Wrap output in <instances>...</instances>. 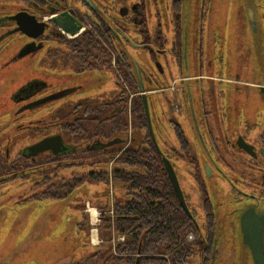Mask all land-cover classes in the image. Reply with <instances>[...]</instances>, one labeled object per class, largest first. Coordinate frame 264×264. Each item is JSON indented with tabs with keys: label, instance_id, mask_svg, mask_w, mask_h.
Returning <instances> with one entry per match:
<instances>
[{
	"label": "flooded vegetation",
	"instance_id": "obj_1",
	"mask_svg": "<svg viewBox=\"0 0 264 264\" xmlns=\"http://www.w3.org/2000/svg\"><path fill=\"white\" fill-rule=\"evenodd\" d=\"M220 1L224 0H0V40L11 35L10 32L20 35L25 40L22 58L39 53L41 60L56 61L63 67L70 65L76 74L109 73L114 84V89L92 96L79 93L73 104L59 98L52 115L47 108L38 111L31 105L47 96V93L41 94L45 85L39 81L29 83L31 90L23 96L19 92L13 95L16 109L7 117L2 133L0 130L3 143L0 188L18 179L19 184L31 180L30 191L34 192L28 198H63L75 187L90 183L84 181L66 190L70 185L61 180L65 176L64 168L56 172L55 179L47 180L54 174L53 166L74 164L76 176L81 177L84 161L79 157L69 159L70 153L97 151L99 161L103 162L113 150H118L106 169L111 181L108 197H113L111 170L115 159L132 148L144 155V148L149 146L147 135L161 164L162 156L170 162L185 204L198 227L197 230L188 218L196 234L186 242L203 236L206 223L202 216L200 227V216L195 206L189 205L191 199H200L202 210L204 198L210 200L208 193L212 192L220 198V247L221 243L236 242L243 247L240 254L249 256L251 261L242 243L240 220L241 213L250 209L252 214L247 218H254L255 226L262 228L264 245V82H255L264 80V73L254 70L258 67L256 59L262 63L264 57V12L257 15V10L264 11V4L256 0L253 3L245 0L229 3L228 0L220 6ZM1 2L9 3L10 9L2 10ZM247 10L254 12V31ZM18 14L19 18H14ZM229 21L234 22V30L222 29L223 23ZM37 23L43 24L40 34ZM18 25L29 36L17 31ZM72 30H75L73 35ZM231 33L235 55L248 58L254 83L222 75V43ZM82 34L90 36L89 45L81 41ZM70 40H74L72 47L67 44ZM38 45H41L39 49ZM60 48L64 51L60 52ZM134 66L140 74L159 152L149 135ZM129 85H135L137 92L131 93ZM28 105L30 109L21 111ZM134 105L138 107L137 112ZM70 121L75 126L83 124V128L88 122L90 142H74L81 135L74 137L65 129ZM169 129L175 139V147L170 146L172 150L164 142L158 143L155 137V134L163 137ZM56 136L61 138L62 150L56 153L50 149L31 150L41 140ZM187 136L197 154L189 152L191 143ZM21 138L26 143L20 146ZM184 154L190 155L186 161L181 159ZM94 169L103 171V166L96 164ZM49 170L52 174L43 175ZM182 175L195 181L193 196L182 191L179 180ZM49 186L54 188L48 190ZM171 190L174 194L172 187ZM86 204L91 205L87 200L80 205L81 216ZM214 246L210 253L212 262L221 255V251L216 252V242ZM64 258L56 264H64ZM92 258H97L96 253L84 261ZM81 263L82 260H71L69 264Z\"/></svg>",
	"mask_w": 264,
	"mask_h": 264
},
{
	"label": "rangeland",
	"instance_id": "obj_2",
	"mask_svg": "<svg viewBox=\"0 0 264 264\" xmlns=\"http://www.w3.org/2000/svg\"><path fill=\"white\" fill-rule=\"evenodd\" d=\"M227 1H220V6ZM256 2L264 4V0H256ZM8 4L7 2H1L2 10H9L10 5ZM262 12H264L262 9L257 10V15L264 14ZM230 13L234 12L230 11ZM258 26L260 28L259 24ZM225 27L226 30L228 27L234 30V22H224L222 29ZM10 34L0 40L1 133L6 120L9 119L7 117L16 109L12 103L13 95L17 92L20 96H23L25 92L28 93L31 90L29 83L33 81H39L45 85L41 94L47 93L46 97L33 104L35 109L41 111L47 108L51 115L61 98L50 101L48 99L56 93L78 88L79 90L76 93L63 97L66 98L63 100L64 102L73 104L79 93L92 96L99 91L114 89L112 76L109 73H105V75H96L93 72L82 75L76 74L74 67L70 65L63 67L56 61L49 63L46 60H41L39 53L30 58H22L20 54L24 51L25 45L22 46V44L25 40L18 34H12L11 32ZM222 45L224 47H222L223 60L220 64L221 70L224 71L222 75L226 78H238L239 80L253 82V74L251 66L248 65V58L235 55L236 45L232 33L227 35V39L224 38ZM63 51L60 48V52ZM55 59L60 60L59 58ZM256 60H258V67L254 70L264 73V57L263 61L261 60L262 63H259V59ZM235 61L238 62L235 63ZM234 74L236 75L234 76ZM168 76V73H166V78ZM255 76H258V73H255ZM255 82L260 84L264 80ZM163 135L162 137L155 134L157 142H164L165 147L172 150L170 146L175 147L172 131L169 129ZM19 142L20 146L26 143L22 138ZM190 143L191 150L189 152L197 154L191 141ZM2 144V141H0V146ZM189 156V154H184L181 157L182 161H186ZM82 169L81 173L84 171L83 167ZM185 171L190 172L189 169ZM179 180L182 191L193 196L195 181L186 175H182ZM19 182L21 181L18 179L0 188V191H2L0 194V264H56L57 260L67 256L75 262L82 260L81 264H105L103 261L104 258L109 257L110 248L106 244L101 248H95L100 246V244L94 245L98 240L96 239V229L93 222H88L89 219L87 218L85 231L80 214V205L84 200L90 201V204L94 206L106 205L108 203V184L102 181L94 182L89 185H82L79 188L78 186L75 187L71 193L63 198L37 200L28 198L34 192L30 191L32 181L26 180L20 184ZM112 185L114 197L120 198L123 195L121 183L113 182ZM208 190L211 191L212 189L209 187ZM208 195L215 209V214H217L215 237L217 248L220 245V198L212 192H209ZM191 204L195 206L196 212L200 216V227L202 228L203 215L200 208V199L192 198L189 205L191 206ZM82 213L87 215L85 211H82ZM92 232L95 235V242L92 240ZM201 233H203V229H201ZM88 242L91 243L90 246ZM221 245V255L213 260L212 264H252L249 256L245 258L244 255L240 254L243 249L241 245L239 246L236 242L221 243ZM97 250H101L100 254L102 256H97V258H92L87 262L84 261L85 258L96 253ZM185 264H198V257H192Z\"/></svg>",
	"mask_w": 264,
	"mask_h": 264
},
{
	"label": "trees",
	"instance_id": "obj_3",
	"mask_svg": "<svg viewBox=\"0 0 264 264\" xmlns=\"http://www.w3.org/2000/svg\"><path fill=\"white\" fill-rule=\"evenodd\" d=\"M80 37L83 44L86 46L90 44L89 35L82 34ZM73 43L74 40H70L67 44L71 46ZM96 44L101 46L99 41H96ZM129 87L131 93L137 92L135 85H129ZM134 107L137 112L138 107L136 105ZM87 123L84 126L85 131L81 123L80 126H75L73 121L66 124L65 129L69 131L70 135L74 137L76 134L81 135L80 139H76L74 142H90L92 135H90ZM145 137L149 146L144 148V155L140 154L136 148H132L125 150L114 161L111 179L113 182L121 183L123 195L120 198H115L113 194L112 225L111 217L106 213L109 210L110 196L106 205H91L100 212L97 235L101 244L95 248H101L104 244L109 246L110 254L109 257L104 258L105 264H185L194 256L198 257V264H212L210 253H213L212 250L215 248L213 204L208 198H204L202 204L203 217L206 221L204 235L197 237L191 243H185L186 234L190 232L196 234L195 228L179 207L163 165L158 160L156 151L149 143L147 135ZM71 142L74 143L73 140ZM117 151L113 150L108 157L103 159V162H100V153L97 151L76 150L69 154V159H78L77 157L83 159L84 171L81 177L76 176L75 169H73L74 164L65 167L55 165L53 166V176L47 180L55 179L59 170L64 168L65 176L61 180L70 185L65 187L66 190L84 181L90 184L103 181L108 184L111 181L108 180L107 164ZM96 164H102L103 171L94 169ZM47 174H52V171L43 173V175ZM53 188L54 186H49L47 189ZM82 216V224L86 231L87 215ZM111 230L115 235L125 236L123 242L114 245V253L109 243ZM206 237L208 241L204 242ZM100 252L101 250H97L96 255L102 256ZM68 260L70 259H64V264Z\"/></svg>",
	"mask_w": 264,
	"mask_h": 264
},
{
	"label": "water",
	"instance_id": "obj_4",
	"mask_svg": "<svg viewBox=\"0 0 264 264\" xmlns=\"http://www.w3.org/2000/svg\"><path fill=\"white\" fill-rule=\"evenodd\" d=\"M245 1H247V2L249 1L251 3L254 2V0H245ZM253 13L254 12H252L251 10H247L251 29L254 31L256 29V26H255L256 21L253 18ZM19 16H20V14L16 15L14 18L18 19ZM37 25L40 27L39 31H38V34H40L43 30V27H42L43 24L37 23ZM75 30L70 31V34L73 35L75 33ZM17 31H21L25 35L29 36V33L27 32V30L24 27L20 28V26L18 25ZM39 47H41V45H38L37 49H39ZM23 54H25V53H23ZM21 55H22V53L20 54V56ZM134 71H135V74L137 77L138 91L140 93H142L141 97L143 100L144 113H145L146 123H147L148 130H149V135L151 137V140L154 142V137H153L152 130L150 127L148 110H147V105H146V100H145L146 95L144 93V88L142 87V84H141L140 74H139V71H138L136 66H134ZM73 90L74 89L64 90L62 92L56 93L55 95L51 96L48 100L50 101V100H56V99L62 98L64 96L69 95L71 92H73ZM33 104H36V102ZM33 104H31V105H33ZM33 106H35V105H33ZM30 108H31V106L28 105V106L24 107L23 109H21V111L26 110V109H30ZM154 145H155L157 151L159 152L155 142H154ZM47 149L52 150L54 153L62 150L63 147L61 144V138L59 136L46 138V139L41 140L40 142L36 143L34 146L31 147V150L35 151V152H42V151L47 150ZM162 164H163L164 171L166 173V177H167L169 183L171 184V187L174 191V194L176 196L177 202H178L181 210L187 215L188 218H190L192 220V222H194V220L192 219L191 214H190V212H189V210L185 204L183 194L180 190V187H179L178 181L176 179L175 173L173 171V168H172L170 162L166 158H164L163 156H162ZM241 214H242L241 215L242 217L240 220V229H241V233H242L241 238H242V243H243L245 249L247 250L246 253H250L252 264H264V245H263V239H262L263 230L261 227L257 228V226H255L256 221L254 218H252V219L247 218V215L252 214L250 209L244 210ZM214 215L215 216L217 215V214H215V209H214ZM216 220H217V216L215 218L214 241H215L216 232H217L216 231ZM194 224H195V222H194ZM195 228L198 230V227L196 224H195ZM221 250H222V246L220 247V245H219L216 248V252L219 253ZM66 258H69L70 260H68V262L66 261L65 264H69L72 259L68 256L65 257L64 259H66Z\"/></svg>",
	"mask_w": 264,
	"mask_h": 264
},
{
	"label": "built area",
	"instance_id": "obj_5",
	"mask_svg": "<svg viewBox=\"0 0 264 264\" xmlns=\"http://www.w3.org/2000/svg\"><path fill=\"white\" fill-rule=\"evenodd\" d=\"M111 193V191H109ZM87 213H88V218H89V222H93V225H97L98 222H99V216H100V213L97 212V211H94V214L93 216L91 215V212L90 210L87 208L86 209ZM112 202H111V199H110V207H109V210L106 212L110 217H111V225H112V215H113V212H112ZM112 233H111V238H110V244L112 246V248L114 247V245L116 243H121L124 241L125 239V236L124 235H115L113 233V230H111ZM193 238V235L191 233L187 234L186 237H185V240L186 241H190L191 239ZM114 253V252H113Z\"/></svg>",
	"mask_w": 264,
	"mask_h": 264
},
{
	"label": "bare ground",
	"instance_id": "obj_6",
	"mask_svg": "<svg viewBox=\"0 0 264 264\" xmlns=\"http://www.w3.org/2000/svg\"><path fill=\"white\" fill-rule=\"evenodd\" d=\"M90 212H91V215L93 216V214H94V210H93V209H90ZM92 240H93V242H95V235H94V232H92Z\"/></svg>",
	"mask_w": 264,
	"mask_h": 264
},
{
	"label": "crops",
	"instance_id": "obj_7",
	"mask_svg": "<svg viewBox=\"0 0 264 264\" xmlns=\"http://www.w3.org/2000/svg\"><path fill=\"white\" fill-rule=\"evenodd\" d=\"M99 240V239H98ZM98 240H97V242H98Z\"/></svg>",
	"mask_w": 264,
	"mask_h": 264
}]
</instances>
